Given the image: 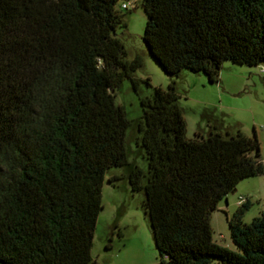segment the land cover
Masks as SVG:
<instances>
[{"label": "trees", "instance_id": "obj_1", "mask_svg": "<svg viewBox=\"0 0 264 264\" xmlns=\"http://www.w3.org/2000/svg\"><path fill=\"white\" fill-rule=\"evenodd\" d=\"M121 1L130 0H0V264H97L112 168L122 173L110 185L126 180L142 193L158 264H264V214L244 223L247 201L226 218L236 251L210 227L239 182L264 175L256 137L203 116L206 135L188 139L173 81L139 97L135 121L115 104L123 80L137 95L149 86L135 76L142 58L127 60L116 35ZM133 2L148 54L170 78L187 70L213 84L225 61L264 65V0ZM132 129L145 170L127 161Z\"/></svg>", "mask_w": 264, "mask_h": 264}, {"label": "rangeland", "instance_id": "obj_2", "mask_svg": "<svg viewBox=\"0 0 264 264\" xmlns=\"http://www.w3.org/2000/svg\"><path fill=\"white\" fill-rule=\"evenodd\" d=\"M122 4H127L128 8L122 10ZM116 9L125 24L116 30V35L123 44L126 59L140 56L143 65L135 76L149 82V86H140L139 95L127 79L115 90L114 102L123 108L126 118L129 121L141 118L139 97L148 96L157 87L166 89L173 81L180 96L179 105L188 139H193L198 131L205 136L209 124L202 117H211L220 123L222 129L239 130L247 137L255 136L259 144V159L264 165V65L248 67L225 61L221 65L218 82L213 84L208 83L202 74L187 70H183L178 78H170L151 58L143 43L146 17L140 4L133 0L121 1ZM135 137L133 129L126 132L127 161L145 170L146 163L140 155L143 152L136 147ZM121 173L120 168L109 169L102 184V210L94 230L92 259L97 264H158L160 257L141 210L142 193H132L126 180H119L114 185L107 182L108 177ZM239 198L249 204L242 216L244 223L264 214V175L239 182L235 191L228 194L226 201H221L210 215L212 240L232 251L236 248L230 239L226 218H231L239 207ZM108 244L112 246L110 250L105 249Z\"/></svg>", "mask_w": 264, "mask_h": 264}, {"label": "built area", "instance_id": "obj_3", "mask_svg": "<svg viewBox=\"0 0 264 264\" xmlns=\"http://www.w3.org/2000/svg\"><path fill=\"white\" fill-rule=\"evenodd\" d=\"M245 202V200L243 198H239L238 199V205H241Z\"/></svg>", "mask_w": 264, "mask_h": 264}]
</instances>
